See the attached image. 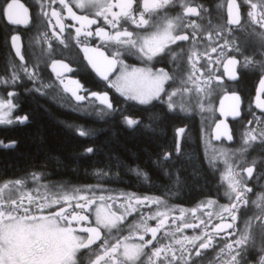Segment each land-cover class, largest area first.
Here are the masks:
<instances>
[{
  "label": "snow or ice",
  "instance_id": "6c2138e0",
  "mask_svg": "<svg viewBox=\"0 0 264 264\" xmlns=\"http://www.w3.org/2000/svg\"><path fill=\"white\" fill-rule=\"evenodd\" d=\"M40 6L41 15L49 20L55 18L56 25L61 33L65 31L66 25L61 11L52 8L51 15L46 11L50 4L57 3V0H37ZM62 10L68 14V18L77 22L80 27L75 29L76 43L81 44L80 37H99L102 41L105 51L100 47L83 46L84 58L87 64L95 73L107 82L109 88L115 89L127 101H135L140 105H153V101H160L165 105L168 113H176L179 107L180 112H185L186 108L183 101L177 105L175 97L178 94L190 92L186 85L191 82L196 84L198 94H204L220 89H235L242 79L244 70H258L261 73L259 88L256 95V107L264 113V31L252 29L250 33L259 47L251 55L246 54L245 49L238 45L235 40L224 36L222 32L217 31L215 35L223 40V43H217L212 39L213 33L210 31L207 35L209 44L203 53L192 50L188 54V63L192 72L188 74L187 81L181 80V86L168 89V82H176L174 72L165 71L164 68H155L154 62H159L164 57H170L173 65L182 59L183 50L177 53L172 47L178 42L188 41L187 34L177 32L178 28H190L192 30L193 48H195V37L201 25L196 20H188L190 17L203 19L209 10L203 4H198L195 0H58ZM249 8L247 12L248 21L251 25H258L264 29V0H243ZM74 4L76 8L82 10H92L95 18L89 15H77L70 6ZM179 8L180 12L175 17H169L167 11L169 8ZM0 17L5 18L9 24L20 25L29 23L28 9L24 7L19 0H3L0 4ZM103 20L109 30L98 24V20ZM188 20L187 23H183ZM97 25L95 31L91 30V25ZM132 25L130 30L127 25ZM241 13L236 0H228V31H233L232 27L240 26ZM51 26V25H50ZM67 27H71L68 25ZM142 30V31H137ZM55 35V33H53ZM59 39L60 44H67L66 39ZM21 37L19 35L11 36L12 48L15 54L20 58L21 63L17 65L10 62L4 75H0V86L5 88L15 86L25 80L30 81L32 88H26L28 93H38L47 97L49 90L55 89V82L45 83L40 76L39 64L29 66L24 62V56L20 48ZM210 48V51L207 49ZM107 52V54H106ZM216 53L213 61L211 54ZM55 49L51 46L48 55L52 57L51 68L55 74L56 80L63 86V93L70 94L74 103L67 105L73 112H81L87 115L92 113L84 105L99 101L102 106L96 115L103 118L106 115H113L118 109L109 99L107 92L100 93L88 91L77 79L65 77V73H70L73 69L66 63L54 58ZM126 56H135L141 60L143 67H130L124 63ZM202 57L207 58V68L201 72L203 81L201 86L197 83L195 73L204 68L199 60ZM242 57V59H240ZM223 66V74H213L214 65ZM59 66V70L57 68ZM114 70L119 71L115 80L111 79ZM227 77L225 81L223 77ZM18 93L9 91L7 98L0 96V125H11L14 123L26 124L29 120L28 115L15 116L14 109L17 105L13 98ZM167 97V99H165ZM233 103L230 105V111L233 115H240L241 97L232 91L231 96H227ZM65 106V105H61ZM153 107H155L153 105ZM203 108V104H200ZM14 117V118H13ZM159 119V117H157ZM257 123L264 124V116L256 118ZM123 123L131 130L135 131L142 121L133 119L129 116L123 117ZM252 124L253 121H249ZM68 127H72L68 125ZM145 129L155 132L152 125H144ZM221 124H217V139L221 136L231 140L233 137L227 133L226 129L221 131ZM76 131L81 137H88L91 132L84 126H77ZM185 132L184 128L177 129V136ZM243 146L239 149L241 157L251 151H259V155L250 162L241 159H233L227 152L221 153L225 165L221 172V183L227 182V189L224 195L229 203L220 205L221 223L215 224L211 232L207 231L212 213H206L209 221L200 219L196 223H182L176 225L175 232H182L186 228H201L205 231L199 235L183 236L182 239H175V232L165 233L172 235L174 243L160 242L157 234L166 225L168 221V211H156L155 214L148 217L141 216L140 220L130 225V234L128 236L112 237L114 229L118 230L120 224L125 222V216L130 215L131 211H136L133 207V201L129 199V208L125 209L124 214L118 215L116 211L108 212L104 206L95 207L94 224L90 222V213L96 204L92 196L78 195L79 190L68 192L66 190L51 191L47 185H39L40 177L32 173L30 178L38 185L36 195L28 193L26 196L21 193L17 198L13 195V190H19L26 183L25 179L4 182L0 185V264H82V257L87 259V264H196L193 257L202 256L201 250L212 248L217 237L224 233L223 247L217 252L218 264H264V194H261L258 201H252L259 208V214L249 218L245 222V227L239 231H233L237 228V221L240 216L245 214L244 210L249 204L247 193L252 192L248 186V181L254 177L257 168H260L259 177H264V127L246 128L243 133ZM16 142L12 141L5 144L0 141V147L14 148ZM95 148L85 149L84 155L93 154ZM182 154V148L179 140L177 141L176 155ZM173 156L170 151L163 153L155 163L172 161ZM217 157L208 159V166L215 171L217 167ZM137 171V174L141 173ZM99 175H104L102 171ZM147 179V174L144 173ZM165 175H168L165 169ZM198 171L193 172V176H199ZM258 177V178H259ZM176 183H181L177 175ZM44 188L43 195L39 188ZM7 190V195H5ZM103 196L99 200L103 201ZM25 200L27 201L25 203ZM75 201L73 205L71 202ZM150 204L162 205L163 201L159 198H136L135 205L147 206ZM58 205V210L53 211V206ZM64 205H68L65 207ZM217 205V201L208 199L201 202L198 208L192 209L195 216L199 209L209 208ZM48 214H44L45 210ZM71 209V210H69ZM184 211L181 210L178 218L183 220ZM253 219L257 222L254 226ZM148 220H157L155 227L148 225ZM258 229V234H257ZM107 232V236L104 233ZM151 239H146L148 234ZM155 242V243H154ZM159 244V246H156ZM190 246V247H189ZM151 248V252L147 251ZM258 248V259L250 261L249 257L253 255V250ZM179 253V255H177ZM187 253V255H185ZM147 257V261L143 258ZM227 257V258H225Z\"/></svg>",
  "mask_w": 264,
  "mask_h": 264
},
{
  "label": "flooded vegetation",
  "instance_id": "af4514ba",
  "mask_svg": "<svg viewBox=\"0 0 264 264\" xmlns=\"http://www.w3.org/2000/svg\"><path fill=\"white\" fill-rule=\"evenodd\" d=\"M19 2L23 4L25 8L28 9L29 23L12 25L9 24L5 18L0 17V75L5 74V70L10 62H15L17 65L21 63V60L19 57L16 56L15 50L12 48V43H11V36L19 35L21 37L20 48H21V53L24 56V62L27 63L29 66L38 63L40 69V76L42 80L45 83L54 81L57 86L55 90H57V92L60 94L62 98L67 100V103L69 102V104H71L74 103V101L71 100L70 94L65 95L63 93V86L59 84L58 80H56L55 74L52 71L51 68L52 57L48 55V50L50 46L55 49L54 58L62 61L63 63L68 64L73 69L72 72L65 73L66 79L72 78L79 80V82L83 85V87L88 91H95L100 93L107 92L109 99L118 109V111L115 112L113 115H106L102 119L91 118L93 120V124H95V122L99 120H100L99 122H104L110 120L113 117H117L119 121L123 124V126L129 129L123 123V117L129 116L133 119L142 121V124L139 127L145 128L144 125H148V124H146L144 119L147 118L148 115H151L156 122L165 116V113H167V108L165 105H162L160 101H153V105L155 107H153V105H140L132 101H127L115 89L109 88L107 82L102 80L95 73V71L90 67V65L87 64V60L84 58V52L82 51V48L83 46L87 45L90 47H100L101 51H105V47L102 41L100 40L99 37L96 36L84 37L83 35H81L80 37L81 44H77L75 39L76 36L75 29L77 27H80V25L77 22L68 18L67 12L61 9L58 0L57 3L50 4L46 8V11L49 13V16L51 15L52 8H55L57 11H61L62 16L64 17L63 22L66 25L65 31L63 33L60 32L58 26L53 27L54 25H56L55 18H52L49 23V20L41 15L40 6L37 0H19ZM47 2L48 0H46V3ZM195 2L198 4H203L204 7L209 10V14H206L203 17V19L197 17L188 18V20H196L197 23L201 25V29L198 30V35L195 37L196 40L195 48H193L192 30L190 28L188 29H185L183 27L178 28L177 29L178 33L187 34L190 37L188 41L178 42L179 47H177L176 45L170 46L177 53H181V51L183 50L182 59L177 61L178 66L173 65L170 57H164L163 59H160L159 62H154L156 69L164 68L165 71L175 72L176 75L179 78H181V80H185V81H187L188 74L192 72V68L189 65L187 59L188 54L192 50H195L200 53H203L206 50V46L209 44L207 35L210 31L213 33L212 39L217 43H223V40L215 35L217 31H220L224 36L228 37L229 39L235 40V42L238 45H240L243 49H245L246 54L249 55H251L252 52L256 51L259 47L256 39L250 35L252 29L254 28L256 29V31H264V29H260L258 25H251L249 23L247 17V12L249 8L246 4L243 3V0H236V3L240 7L242 24L240 26H235V25L231 26L233 29L231 33H229L228 31L229 26L227 25L228 0H195ZM2 3L3 0H0V4ZM70 6L73 8V11L76 12L77 15H89L90 18H95L94 12L92 10H82L76 8L74 4H71ZM179 12L180 9L178 7L169 8L167 14L169 17H175ZM188 20H185L183 23H187ZM98 24L100 26L105 27L106 30H109L107 25H104L102 18L98 20ZM68 25H71V27H67ZM127 26L129 27L130 30L133 29L132 25L129 24ZM90 27L91 30L94 32L97 25L94 24L91 25ZM137 31H142V30H137ZM53 33H55V35H53ZM57 37L61 39H66L67 44H60L59 39H57ZM207 50L210 51V48H208ZM216 55H217L216 53L211 54L213 61L215 60ZM240 59H242V57H240ZM124 63L129 64L133 67L144 66L141 60L135 56H126L124 59ZM200 65H204V68H200ZM57 68L59 70V66H57ZM198 68H200V71H197L195 73V77L197 78V83L203 86L202 81L204 77L201 76V72H203L207 68L206 57L200 58ZM223 71L224 69L222 64L214 65L212 68L213 74H223ZM118 73H119L118 70H114V74H111V79L115 80ZM260 76L261 73L258 70L256 71L244 70L242 79L239 81V84L238 86H236L235 89H229V90L217 89L211 92L210 94H208L207 92H205L204 94H198L196 91V84H193L191 82L187 83V87L191 89L190 93L193 94L198 99L199 103L203 104V108L201 109L205 111H209L210 113L213 114L215 113L217 116V120L219 118V113H218L219 101L224 96L227 95L231 96L233 90L236 91V93L241 97L240 115L235 119L229 120L233 141H235L236 139L235 137L237 133L236 130L242 128L264 127V124H259L256 121L257 117L264 116V113H261V110L256 107V95H257V89L259 88ZM223 79L226 81L227 77L225 76L223 77ZM166 86H168L169 91H172L174 89V87L173 86L171 87L169 83ZM32 87H33L32 83L30 81L25 80L21 83H18L15 86H9L4 90H0V96L4 98H7V93L9 91H15L16 93H18V95L13 98L14 103L17 105V108L14 109V117L27 115L26 109L25 107H23L25 105L24 104L25 100L37 98L39 100L45 101L46 100L45 98H47L52 103H55L54 102L55 100L50 96L45 97L39 95L38 93L30 94L25 91L26 88H32ZM262 99H264V97H262ZM91 103L92 101L90 100L89 103H86L85 105L90 107L89 105ZM59 107H64V106H59ZM100 107L102 106L99 105V101H95L94 105L91 106V108L98 110ZM143 108H147V109H143ZM69 111H71V113L81 115L77 112H73L72 110ZM141 111L143 118L139 115L141 114ZM167 115L168 116L177 115L183 118L182 123L180 121V123L183 126H180L177 129L182 128L184 126L188 127L189 124H193V123L195 124L194 118L181 115L180 113H168ZM157 117H159V119H157ZM249 121H253V123L249 124L248 123ZM24 125L25 124H18V123H14L11 125H0V141H3L5 144L15 141L11 139L12 135L11 133L8 132L9 131L11 132L15 127H21ZM172 128H174V126H172ZM6 130H9L7 132L8 133L7 137L3 133L6 132ZM171 132L173 136V131ZM177 137L178 136L176 130L175 142H173V138H172L171 145L170 147H168L169 150L163 149L160 157H162L163 153L166 151H170L173 157L177 156L176 155ZM215 143H216L215 146L217 148H221L225 152H228L233 159H241L242 161L246 160L250 162L254 157H257L259 155L258 150L257 151L250 150L248 153H245L243 157H241L239 149H241V147L243 146V142H215ZM184 144L185 142H180L181 146H184ZM0 149H10V148L0 147ZM201 152L205 163L208 165V161L205 157L204 154L205 152L202 143H201ZM210 170L213 172L212 169ZM221 172L222 171L217 170L214 173L216 177L215 193L208 197L207 196L200 197L195 201H193L192 203L181 200L180 198L177 199L175 195H172L170 193L168 194L165 191L159 194H149V193L140 194V193H134L132 191H128L126 189L112 190L110 188V185L105 184V181L103 179H101L100 181H96L90 178L88 180L74 182L64 177H55L50 171L43 168H30L26 171L17 174H12L9 176H1L0 185L8 181L25 179L26 183L23 186H21L19 190H13V195L17 198L21 195V193H23L25 196L28 193L36 195L37 194L36 189L38 185L35 184L30 178L31 174L35 173L40 177L39 185H47L49 189H51V191L53 192L61 189L66 190L68 192L79 190V192L77 193L78 195L92 196L96 200V204L95 206H93L92 212L89 214L90 222L92 224H94L95 221V207L104 206L107 208V211L109 213L112 211H116L117 214L120 215L125 213L126 208H129V199H131L133 201V207L136 208V211H131V209H129L131 214L125 216V222L119 225L118 230L116 229L113 230L111 237L113 239L118 236H128L130 234L129 226L138 222L141 216L146 218L149 215L155 214L156 211H161V212L168 211V221L166 225L161 229V231L158 232L157 236L160 242L164 244H172L173 247L179 248V245H176L174 243V239L172 235L170 234L167 236L165 235V233L175 232L176 225H180L182 223L198 224L200 222V219L209 221V216L206 215V213L213 214L208 224L207 231L211 232L215 224L222 222L220 218L221 209L219 208V206L228 204L229 200L224 195L227 186L225 185V183H221ZM259 172H260V168L258 167L256 173L254 174V177L248 181V186L252 188V192L247 193V196L249 198V204L246 206L244 210L245 214L241 215L239 220L237 221V228L233 229V231H239L244 229L245 222L248 221L249 218L259 214L260 211L259 208H257L256 205L252 203V201H258L260 195L264 194V177H259ZM88 174L89 177H94L93 173L92 174L88 173ZM44 191L45 190L43 187L39 188V192L41 195H43ZM5 195H7V190ZM100 196H103L105 199L103 201L99 200ZM139 197L159 198L160 200L163 201V204L159 206L154 204H150L147 206L135 205V199ZM208 199L216 200L217 205L209 208L199 209L194 216L191 210L194 208H198V205H200L201 202L206 201ZM26 202L27 201L25 200V203ZM71 203L74 205L75 201H72ZM64 206L68 207V205H64ZM58 208H59L58 205H54L52 210L55 211L58 210ZM181 210H183L185 213L183 220L176 219V223L173 224L172 223L173 218H178L180 216ZM44 214L45 215L48 214L47 209L45 210ZM147 222L150 227H155L157 224V220H148ZM252 223L255 226L257 222L253 219ZM203 231H205L203 227L197 229L186 228L183 229L182 232H175V239H182L183 236L199 235ZM257 234H258V229H257ZM104 235L107 236V232H105ZM222 237H224V233H221L220 237L216 238L214 244L215 250H213L212 248L201 250L202 251L201 257L199 258L193 257L196 260V264H218L217 252L219 251L220 247H223ZM146 239H151L150 233L146 236ZM156 246H159V244H156ZM147 251L150 254L151 248H149ZM177 255H179V253H177ZM185 255H187V253H185ZM143 259L147 261V257H144ZM256 259H258V248L253 250V255L249 257L250 261H255ZM82 264H87V259L84 257H82Z\"/></svg>",
  "mask_w": 264,
  "mask_h": 264
},
{
  "label": "trees",
  "instance_id": "16d2710c",
  "mask_svg": "<svg viewBox=\"0 0 264 264\" xmlns=\"http://www.w3.org/2000/svg\"><path fill=\"white\" fill-rule=\"evenodd\" d=\"M45 99L25 100L23 107L29 122L15 127L13 132H3L6 137L11 133L16 145L0 149V177L30 168H43L55 177L76 182L90 179L88 173L102 171L101 179L112 190L126 189L140 194L165 191L190 203L215 193L216 177L204 161L200 131L194 123L189 124L188 135L181 141L185 142L181 146L182 154L161 165L155 162L163 149L169 150L172 138L175 142L176 130L183 126L182 117L165 115L156 122L148 115L144 121L156 131L140 127L133 131L124 127L117 117L111 118L112 122L93 124L91 118L71 113ZM139 115L143 118L142 111ZM77 126H84L91 135L79 136ZM89 147L95 148V152L84 155V149ZM165 169L168 175H165ZM136 170L141 174L138 175ZM194 170L200 175L194 177ZM177 175L181 181L179 184L176 183Z\"/></svg>",
  "mask_w": 264,
  "mask_h": 264
},
{
  "label": "rangeland",
  "instance_id": "374dc122",
  "mask_svg": "<svg viewBox=\"0 0 264 264\" xmlns=\"http://www.w3.org/2000/svg\"><path fill=\"white\" fill-rule=\"evenodd\" d=\"M127 65H129V64H127ZM129 66L133 67L131 65H129ZM118 75H119V73H118ZM175 75H176V73H175ZM176 77H177L176 82L173 83L172 81H169L168 82L169 85L171 87L173 86L174 88L182 87L181 83H180L181 78H179L177 75H176ZM4 89H5L4 86H0V90H4ZM48 96L52 97L55 100L54 102L57 105H59V106H61L62 104L63 105L64 104L70 105L69 103H67V101L64 98H62L60 96V94L55 89L49 90V95ZM60 98H62V99H60ZM165 99H167V97H165ZM174 99L177 102L178 106L181 103V101H183V104H184V106L186 108L185 112H180L179 111V107H178V110H177L176 113H180L181 115H184V116H187V117H190V118H194L195 124L198 126L199 131H200L201 143L203 145V149H204V152H205L204 154H205V157H206L207 161H208V159L212 158L213 156H216L217 157V161H216L217 162V167H218V169L220 171H223L225 165L223 164V159L220 156V154L221 153H225V151L223 149H221V148H217L215 146V144H216L215 141H213L212 138H211V129H212L214 123L217 120L216 114L215 113L213 114V113H210L209 111H205V110L201 109V107H200L201 103H199L198 99L193 94H191L190 92L182 93V95L178 94ZM132 102L136 103L135 101H132ZM67 105L65 107H67ZM84 107L88 111H90L92 114L91 115H87V114L81 113V112H77V113H79L81 115H84L86 117H90V118L102 119L101 117L96 115L98 109H94V108L88 107L87 105H84ZM67 109L71 110V108L69 106L67 107ZM182 128L185 129V132L183 134H181L179 142H181L184 138H186V136L188 135V131H189V128L187 126H184ZM245 130H246V128H242V129L236 130L237 133H236V137H235L236 138L235 142H243L242 138H243V133H244ZM92 173H93V176H94V177H90L92 180H96V181H100L101 180V176L99 174H97L98 172H92ZM224 183L227 186V182H224ZM100 184H102V183H100Z\"/></svg>",
  "mask_w": 264,
  "mask_h": 264
},
{
  "label": "water",
  "instance_id": "95a60500",
  "mask_svg": "<svg viewBox=\"0 0 264 264\" xmlns=\"http://www.w3.org/2000/svg\"><path fill=\"white\" fill-rule=\"evenodd\" d=\"M227 96H230V95H227ZM227 96L222 97L221 100L219 101V105H218L219 118L214 123L212 130H211V138L215 142H220V141L232 142L233 141V138L231 140H228L226 135L221 136L220 139L216 138V136H217V124H221V129H220L221 131H224L226 129L227 133H230L232 135L229 120L235 119L236 117H238V116H235L231 113L230 105L233 102L230 99H226ZM178 140H180V137L177 138V141Z\"/></svg>",
  "mask_w": 264,
  "mask_h": 264
},
{
  "label": "bare ground",
  "instance_id": "6f19581e",
  "mask_svg": "<svg viewBox=\"0 0 264 264\" xmlns=\"http://www.w3.org/2000/svg\"><path fill=\"white\" fill-rule=\"evenodd\" d=\"M60 99H62V98H60ZM67 101V100H66ZM58 103V102H57ZM69 103V102H68ZM54 105V104H53ZM63 105V104H62ZM65 106L67 105V104H64ZM57 106V105H56ZM63 107V108H67V107ZM92 111V110H91ZM96 112V111H95ZM87 119V118H86ZM90 121V120H89ZM100 121V120H99ZM111 122H112V120H110ZM114 122V121H113ZM108 123V122H107ZM110 123V122H109ZM91 124V123H90ZM91 126V125H90ZM108 126H110V125H108ZM125 127V126H124ZM86 128H87V126H86ZM105 128V127H104ZM94 130V129H93ZM144 130V129H143ZM74 131H75V129H74ZM102 132V131H101ZM96 135L98 134V133H95ZM92 138V137H91ZM158 194V193H157ZM139 198H141V197H139Z\"/></svg>",
  "mask_w": 264,
  "mask_h": 264
}]
</instances>
